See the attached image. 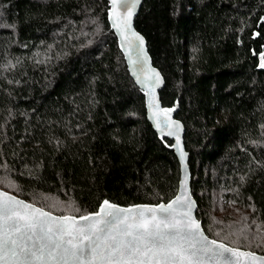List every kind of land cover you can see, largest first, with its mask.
I'll return each instance as SVG.
<instances>
[{"label":"trees","instance_id":"obj_1","mask_svg":"<svg viewBox=\"0 0 264 264\" xmlns=\"http://www.w3.org/2000/svg\"><path fill=\"white\" fill-rule=\"evenodd\" d=\"M105 10L0 0V189L56 215L177 191L171 141L150 128ZM133 23L164 78L159 101L178 102L203 232L264 255V0H143Z\"/></svg>","mask_w":264,"mask_h":264},{"label":"snow or ice","instance_id":"obj_2","mask_svg":"<svg viewBox=\"0 0 264 264\" xmlns=\"http://www.w3.org/2000/svg\"><path fill=\"white\" fill-rule=\"evenodd\" d=\"M139 2L111 0L114 26L129 46L135 41L143 44V38L131 31L133 9ZM118 7L123 15L116 12ZM260 60L259 66L264 68V54ZM153 75L158 84V73ZM170 111L173 109L153 112L158 128L159 116ZM176 141L178 146V135ZM180 155L183 160L182 149ZM192 208L185 196L155 207L120 208L104 201L98 213L78 219L56 218L2 195L0 264H239V257L251 255L209 240L193 219Z\"/></svg>","mask_w":264,"mask_h":264},{"label":"water","instance_id":"obj_3","mask_svg":"<svg viewBox=\"0 0 264 264\" xmlns=\"http://www.w3.org/2000/svg\"><path fill=\"white\" fill-rule=\"evenodd\" d=\"M107 1V10L106 11V21H107V25L109 26V29L112 31V33L114 34V37L116 38V42H117V47H118V51H120V53L122 54L123 60H124V64L126 66V70L129 74V77L131 78V80L133 81V83L135 84V86L137 87V89H139V91L141 92L143 99H144V109H145V114L144 116L146 117L147 122L149 123V125L151 126L150 128L154 131V133L157 135L158 139L160 140H168L171 141V145L169 146V149L171 150V152H173L172 154H174L177 162H178V167H179V179H177L178 181V186H177V191L174 193V196L171 197L168 201L166 202H159L157 204H147V203H138V204H133V205H118L116 203L110 202L108 200H103L101 201V203L99 204V206L97 207V209H95L96 211L91 212V213H87V214H83V215H92L95 213H98L101 209V207L104 205V201H108L111 204H114L120 208H131V207H143V206H148V207H155L158 206L160 204H165L167 205L168 203H170L171 201H173L177 196H185L187 197L192 203H193V208H192V217L195 221H197L200 225V229L203 233L204 236H206L209 240H214L217 243H222L224 245H226L225 243L212 239L210 237H208L205 232H203V228L201 225V222L196 219V209H197V203L195 201V199L193 198L191 192V173L189 170L188 165V158H189V154H187V151L185 150L184 147V125L183 123L178 120L175 117V113L178 110V102L176 100H174V103L171 106H163L162 103L159 101L160 100V96L159 93L162 90V87H164V78L161 75L160 71L153 66L152 64V60L151 57L147 51V45H146V40L143 36L140 35V33L135 29L134 27V19L137 16L139 9L142 5L143 0H140L139 4H137V6L135 7V9H133V15L131 17V31L135 32L137 35H139L140 37L143 38V44H141L139 41H135L134 44L132 46H129L126 42L125 39L121 36L120 30H118L115 26H114V19L111 18L113 16V9H112V4H111V0H106ZM116 12L123 15V10L122 8L118 7L116 9ZM264 54V53H261ZM261 54H259L256 58L258 59V68H261L259 65L261 63L260 57ZM264 70V68H262ZM153 73H158V79H159V83H156V79L157 77L153 75ZM151 77V78H149ZM149 89H152L151 92H149ZM157 109H173V111L168 112L167 114H161L159 116V120L161 121L160 123V128L157 127V117L153 115L154 111H157ZM168 117H170L171 119L168 120ZM174 122V123H173ZM166 124H171L172 127L170 128H166ZM176 125H178L179 127L177 128ZM161 129H165L166 131H171L173 132V135H167L165 134V131H161ZM177 135L179 136V140H180V144L177 146V141H176V137ZM183 150L184 158L183 160L181 159V155H180V150ZM2 195H6L8 197H12L15 200L21 201L23 202V204H27V205H31V207L33 209H40L44 212H47L50 214V216L52 217H63V216H69V217H75V218H79L82 215L79 216H74V215H56L54 213L48 212L45 209H41V207L30 203L28 201H25L23 199H21L18 196H14V194L7 192L5 190H3L2 188L0 189V196ZM229 248L235 249L239 252L242 253H246V254H251L250 256H242L239 257V264H264V255L263 254H259L256 252H252L249 250H244V249H239V248H235V247H231L229 245H226ZM254 258V259H253ZM233 261H236L237 258L236 257H232ZM9 264H13V262L9 261Z\"/></svg>","mask_w":264,"mask_h":264},{"label":"rangeland","instance_id":"obj_4","mask_svg":"<svg viewBox=\"0 0 264 264\" xmlns=\"http://www.w3.org/2000/svg\"><path fill=\"white\" fill-rule=\"evenodd\" d=\"M48 205H50L51 207L62 211V212H71L72 210H75L74 207H72V205L70 203H65L62 204L59 200L50 198L49 200H47Z\"/></svg>","mask_w":264,"mask_h":264}]
</instances>
